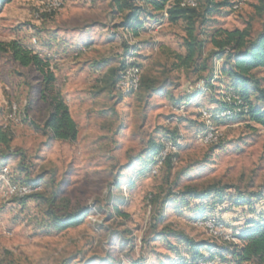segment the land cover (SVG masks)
Returning <instances> with one entry per match:
<instances>
[{
    "label": "rangeland",
    "instance_id": "rangeland-1",
    "mask_svg": "<svg viewBox=\"0 0 264 264\" xmlns=\"http://www.w3.org/2000/svg\"><path fill=\"white\" fill-rule=\"evenodd\" d=\"M129 1L145 8L137 37L123 27L127 10L114 0H11L0 8V41L15 40L49 64L76 124L71 141L44 129L52 108L41 95V73L0 54V127L10 137L0 144V170L7 168L11 184L32 188L6 197L0 180V264H196L187 241L202 245V259L213 264H264L226 256L240 241L194 225L215 216L237 238L264 218V129L242 116L213 122L215 142L198 138L200 111L217 106L229 82L212 34L264 32V0H242L238 9L213 0L225 4L209 14L207 1L197 0L194 34L202 48L188 65L181 62L186 21L172 23L164 11ZM127 55L143 84L121 93L113 80ZM253 75L264 91V67ZM249 100L264 110L257 92ZM168 142L156 164L150 146ZM80 209L87 212L81 224L51 226L50 212ZM213 253L221 255L210 259Z\"/></svg>",
    "mask_w": 264,
    "mask_h": 264
},
{
    "label": "trees",
    "instance_id": "trees-1",
    "mask_svg": "<svg viewBox=\"0 0 264 264\" xmlns=\"http://www.w3.org/2000/svg\"><path fill=\"white\" fill-rule=\"evenodd\" d=\"M10 1L0 0V8ZM139 1L152 12L161 13L165 11L167 19L172 23L177 22L179 19L186 21V37L184 39L186 54L181 58V62L188 65L194 59L196 52L202 48V43L196 40L194 34L195 7L180 6V0ZM206 1V14L211 13L214 8L225 4H214L213 0ZM114 2H116L117 10H127L122 25L124 28L130 30L134 37H137L138 30L142 25V22L138 20L139 13L145 8L133 6L132 1L129 0H114ZM211 42L217 49L216 55H219L223 59L220 72L229 81L227 91L239 95L247 106V112L241 113L239 117L245 116L264 129V110L253 106L249 100L253 92H257L260 97H264V91L259 87L258 80L253 75L255 69L264 67V32H259L256 36L251 37L247 29L226 30L218 28L212 34ZM5 52H10L12 58L19 62L20 65H32L41 73V95L42 98L49 102L52 108V111L43 123V128L49 130L52 136L59 140H74L76 137V124L69 114L67 105L55 89L56 78L49 64L15 40L9 42L0 41V54ZM115 80H113V83H115ZM141 84H143V81L140 80L139 86ZM9 141L10 137L0 127V144L8 145ZM161 148V143L152 144L150 151L156 156ZM208 189L203 192H207ZM86 213V210L83 209L62 215L50 212L51 226L56 231L75 227L83 222ZM237 239L240 243L234 244L231 249L226 248V256H230L239 263L249 262L253 259L263 260L264 218L246 224L245 228L238 233ZM187 242L191 245L190 249L194 254V261L201 259L202 254H200L198 249L202 245L190 241ZM217 255L220 256L221 254L213 253L210 254L209 258Z\"/></svg>",
    "mask_w": 264,
    "mask_h": 264
},
{
    "label": "built area",
    "instance_id": "built-area-1",
    "mask_svg": "<svg viewBox=\"0 0 264 264\" xmlns=\"http://www.w3.org/2000/svg\"><path fill=\"white\" fill-rule=\"evenodd\" d=\"M197 3V0L179 1L180 6L183 7H196ZM229 4L232 9H238L242 4V0H229ZM52 5L54 9L59 6V3L54 2ZM164 15L167 16L165 11ZM140 80L141 69L138 62H136L132 55H127L119 69V73L114 83V89L121 93L134 92L139 88ZM246 112L247 106L241 97L227 91L217 106L205 108L200 111V118L203 122L204 128L198 136L199 140L202 144H210L215 142L219 137V133L217 128L213 126V122H218L221 120H233L238 118L241 113ZM169 144L170 142L162 144V148L154 159L156 164H160L166 157ZM153 172H155V170H153ZM0 180L5 185L4 187L7 191L6 197L13 196L15 198H22L32 191V188L29 184H11L8 179V170L6 167H3L0 170ZM194 225L204 229L213 238H219L223 241H239L235 236H232L230 228H228L225 222L218 217H200L196 219ZM215 257L216 256H214L213 259ZM199 261L200 262H197L196 264H213V262H211L212 260L205 261L201 258Z\"/></svg>",
    "mask_w": 264,
    "mask_h": 264
},
{
    "label": "crops",
    "instance_id": "crops-1",
    "mask_svg": "<svg viewBox=\"0 0 264 264\" xmlns=\"http://www.w3.org/2000/svg\"><path fill=\"white\" fill-rule=\"evenodd\" d=\"M62 33H64L65 31L63 30V31H61ZM110 32H111V30H110ZM71 65L73 66V67H76L75 66V63H71ZM73 67H71V68H73ZM56 77V76H55Z\"/></svg>",
    "mask_w": 264,
    "mask_h": 264
}]
</instances>
